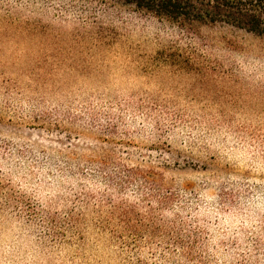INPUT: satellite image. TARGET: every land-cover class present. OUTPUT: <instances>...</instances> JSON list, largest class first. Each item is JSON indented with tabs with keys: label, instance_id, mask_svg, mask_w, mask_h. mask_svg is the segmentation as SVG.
I'll list each match as a JSON object with an SVG mask.
<instances>
[{
	"label": "rangeland",
	"instance_id": "374dc122",
	"mask_svg": "<svg viewBox=\"0 0 264 264\" xmlns=\"http://www.w3.org/2000/svg\"><path fill=\"white\" fill-rule=\"evenodd\" d=\"M0 264H264V36L0 0Z\"/></svg>",
	"mask_w": 264,
	"mask_h": 264
},
{
	"label": "trees",
	"instance_id": "16d2710c",
	"mask_svg": "<svg viewBox=\"0 0 264 264\" xmlns=\"http://www.w3.org/2000/svg\"><path fill=\"white\" fill-rule=\"evenodd\" d=\"M182 26L226 24L264 36V0H125Z\"/></svg>",
	"mask_w": 264,
	"mask_h": 264
}]
</instances>
